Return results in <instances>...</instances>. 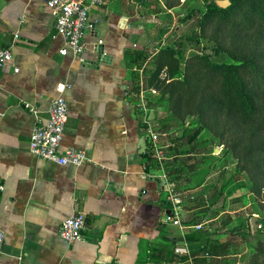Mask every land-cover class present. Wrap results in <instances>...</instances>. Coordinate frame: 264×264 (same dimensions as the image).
Masks as SVG:
<instances>
[{
    "label": "crops",
    "instance_id": "obj_1",
    "mask_svg": "<svg viewBox=\"0 0 264 264\" xmlns=\"http://www.w3.org/2000/svg\"><path fill=\"white\" fill-rule=\"evenodd\" d=\"M171 5L105 0L92 6L93 29L79 58L59 53L62 38L44 0H0V48L13 50L0 78V220L6 235L0 264H202L209 258L193 252L198 241L189 242L186 232L215 220L226 231L234 217L229 211L212 215L216 199L203 191L208 177L194 182V172L182 169L184 160H173L170 168L166 159L173 156L158 160L149 149L150 128L160 131L145 94L158 91L148 89L146 79L154 57L170 45L169 24L178 28L182 4ZM100 38L106 57L95 48ZM130 79L142 86L137 106L126 97ZM58 84H72L64 94L69 119L60 150H83L87 159L79 166L30 150ZM171 195L182 198V227L165 223ZM76 212L87 215V227L81 240L69 243L59 229ZM225 212L231 215L220 218ZM178 246L189 252L177 253Z\"/></svg>",
    "mask_w": 264,
    "mask_h": 264
},
{
    "label": "trees",
    "instance_id": "obj_2",
    "mask_svg": "<svg viewBox=\"0 0 264 264\" xmlns=\"http://www.w3.org/2000/svg\"><path fill=\"white\" fill-rule=\"evenodd\" d=\"M170 6L173 5L170 3ZM201 15L203 17L199 21L200 26H205L207 21L205 19L208 16H218V18L220 16L228 26L249 31L258 23L264 25V0H231L229 7H211L205 13L201 12ZM180 46L183 47L181 43ZM176 47V44L164 47L154 57L153 66L146 79V87L154 88L158 93L151 91L148 98L152 102L151 105L155 107L156 116L157 110L168 113L166 119L160 120L161 127L158 129L160 132H166L165 125L175 119L174 113H180L184 103L190 110L193 109L186 113L185 119L192 118L194 110L198 114L197 118L192 121L195 127L191 130L187 128L183 132L168 157L173 156L172 161L169 162V167L172 168L173 160L180 159L179 156L193 151L202 154L194 165L189 167L190 172H194L190 175L193 181L202 184L212 171L214 163L211 160L215 162L222 159V157L210 156L209 153L212 154L213 148L206 153L204 151L206 147L201 148L203 146L201 137H204L202 124L207 119L206 114L211 106L225 108L232 114L239 113L251 119L261 118L260 124L264 125V48L262 44H257L242 56L234 53V60H230L231 52L222 47V44L214 47L215 55L207 52L206 47L203 46L188 57ZM162 71L168 72L169 77L162 78ZM184 141L191 147L184 150ZM214 144H224V140H216ZM149 149H151L150 146ZM262 154H264V144L259 147L250 146L245 158L249 164H253L262 159ZM144 155L147 161L156 162L151 158L150 153L146 152ZM234 155L238 154L234 152ZM257 155L261 156L255 158ZM182 169L184 171L186 167ZM261 221L263 225L254 234L242 231L237 233L242 239L255 240L259 244L258 250L252 247L255 250L254 256L261 255L264 250V220L261 219ZM226 224L229 223L226 222ZM234 237L236 236L232 235L226 242H220L216 233L205 229L186 232V239L189 242L198 241L196 249H192L193 252L209 256L202 260V264L220 263L222 260L230 259L231 256L238 257L234 258L236 261L240 257L244 258L247 251L230 253V240L232 241Z\"/></svg>",
    "mask_w": 264,
    "mask_h": 264
},
{
    "label": "rangeland",
    "instance_id": "obj_3",
    "mask_svg": "<svg viewBox=\"0 0 264 264\" xmlns=\"http://www.w3.org/2000/svg\"><path fill=\"white\" fill-rule=\"evenodd\" d=\"M218 1H166V4L169 5L170 3L182 4L178 12L180 15L176 24L178 28L173 27L172 23L169 24V30H171L168 36L169 44L171 46L176 44V48L183 51L187 57L200 50L203 46L206 47L207 52L215 55L214 47L222 44V47L227 51L230 50V60H234V53L237 56H242L257 44H262L264 48V25L262 24L258 23L255 28L244 31L228 26L220 16L219 18L218 16H208L207 18L205 17V21L207 20L205 26H200L199 21L203 17L201 12L205 13L211 7H221ZM229 1L230 3L227 7L231 5V0ZM180 43L183 47L180 46ZM166 77H169L168 72ZM126 86L125 91L127 92L126 97L129 104L133 103V105L136 104L137 106L139 103L137 98L141 99L137 96L142 90V86L132 79ZM133 88L134 90H132ZM145 94L148 96L149 91L148 93L145 91ZM181 109L180 113H174L175 119L170 121L168 125L166 124L165 128L163 127L166 134L161 138V144H164L167 156L171 155L174 144L179 142L183 132L187 128L191 130L195 127V125H192V121L198 116L195 110L192 118L185 119L186 113L193 109L190 110L186 103ZM151 114L153 116H151L152 123L155 124L156 128L160 129V120L166 119L168 113L157 110V116L156 111ZM206 118L204 124H202L204 137H201V145H203L201 148L206 147L204 149L205 153L213 148L212 154L209 153L210 156L222 157V159H220L221 161L216 160L217 163L211 160L216 165L213 164L212 171L208 175L207 185L203 191L213 193V197L216 199V212L214 211L215 214L212 215L216 216L221 211H229L234 218L231 217V224H229L226 231L217 228L218 220L205 224L203 229L216 233L220 240H228L232 235L236 236L232 241L230 240V253L248 252L244 258L240 257L238 261L234 259L238 257L231 256L226 264H264V250L259 256L253 255V252L258 250L259 244L255 240H244L237 234L239 231L254 234L263 225L261 219L264 220V154H262L263 157L260 161H256L253 164L248 163L249 161L246 160L245 155L250 146L259 147L264 144V125L260 124L261 118L251 119L241 116L239 113L237 115L232 114L225 108L220 109L215 106H211ZM220 139L224 140V144L213 145L214 141ZM190 147L189 144L185 143L183 149ZM183 149L181 147V150ZM234 152L238 155H234ZM201 155L193 151L178 157L184 160L185 173L190 172L189 167L194 165L197 158H200ZM260 156L257 155L255 158ZM170 160L171 157L168 160L166 159L168 162ZM229 212L223 213L220 218L224 217L227 219V216L231 215Z\"/></svg>",
    "mask_w": 264,
    "mask_h": 264
},
{
    "label": "built area",
    "instance_id": "obj_4",
    "mask_svg": "<svg viewBox=\"0 0 264 264\" xmlns=\"http://www.w3.org/2000/svg\"><path fill=\"white\" fill-rule=\"evenodd\" d=\"M47 7L51 10L55 18L57 33L62 38V47L59 53L62 56L72 55L83 58L86 49V33L93 29L89 10L92 6H101L105 0H90L84 3L80 0H44ZM16 37L18 35L16 34ZM104 39L100 38L95 44V48L102 56H107V51L103 48ZM12 47L0 48V78L4 66L12 59ZM18 68H16V71ZM165 78L166 73H161ZM72 88V84H58L56 86V96L51 100L49 106V118L44 122H38L30 137V150L36 156L53 161L60 165L79 166L87 159L86 153L75 147H69L63 151L60 150L64 137V130L69 119L68 101L65 92ZM32 111L33 106L27 105ZM150 143L152 156L158 160L167 158L161 138L166 133L157 132L150 128ZM166 177V175L164 174ZM171 188V185H169ZM171 191V189H170ZM173 191V190H172ZM170 202L173 210L165 219V223H173L182 227L181 223V204L182 198L171 195ZM87 227V215L83 212H76L67 218L59 229V236L69 243L81 240L83 232ZM204 224L198 223L191 228L195 230L203 229ZM5 231L0 220V254L5 240ZM177 253H187V246H178L175 250Z\"/></svg>",
    "mask_w": 264,
    "mask_h": 264
},
{
    "label": "water",
    "instance_id": "obj_5",
    "mask_svg": "<svg viewBox=\"0 0 264 264\" xmlns=\"http://www.w3.org/2000/svg\"><path fill=\"white\" fill-rule=\"evenodd\" d=\"M230 3L229 0H219L218 1V4L221 6V7H227V5ZM256 217V216H255Z\"/></svg>",
    "mask_w": 264,
    "mask_h": 264
}]
</instances>
